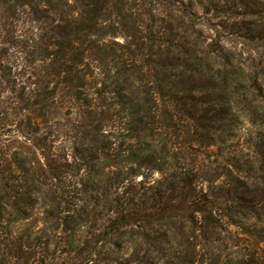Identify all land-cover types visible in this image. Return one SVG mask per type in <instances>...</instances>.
I'll list each match as a JSON object with an SVG mask.
<instances>
[{"label": "trees", "instance_id": "16d2710c", "mask_svg": "<svg viewBox=\"0 0 264 264\" xmlns=\"http://www.w3.org/2000/svg\"><path fill=\"white\" fill-rule=\"evenodd\" d=\"M197 4L227 16L230 34L264 41V0ZM194 6L182 0H0V232L29 219L41 202L60 233L82 234L65 242L79 264H118L114 255L126 242L136 251L138 239L165 251L164 244L186 230L218 228L217 204L242 214L264 197L258 189L233 187L220 201L198 186L194 170L167 166L169 157L178 160L176 150L192 145L187 136L178 141L177 123L190 135L202 119H228L242 88L264 94L258 72L244 75L246 65L236 62L217 30L205 39ZM114 10L125 23L124 41L107 25ZM197 75L213 85L200 88ZM178 78L180 89L171 81ZM249 110L257 112L254 104ZM167 257L163 252L159 259Z\"/></svg>", "mask_w": 264, "mask_h": 264}, {"label": "rangeland", "instance_id": "374dc122", "mask_svg": "<svg viewBox=\"0 0 264 264\" xmlns=\"http://www.w3.org/2000/svg\"><path fill=\"white\" fill-rule=\"evenodd\" d=\"M182 1H191L195 5L194 9L200 17L199 25L207 30L205 39L211 41V36L216 35L211 28L217 30L223 43L234 52L236 62L247 66H243L244 75L256 70L260 82L264 84V41L258 45L249 38L232 35L224 27L231 20L223 13H205L197 4L199 0ZM218 14L220 17L216 16ZM107 15L111 16L107 24L111 25L109 30L116 34L117 40L124 41L127 34L123 31L126 30L125 23L116 18L115 10ZM219 23L223 26H218ZM131 26H134L133 20L128 22V27ZM253 61L260 64L256 67ZM249 65L254 67L250 69ZM196 78L200 88L206 86L208 89L213 85L206 76L197 75ZM173 80L179 89L182 88L179 78L172 79V83ZM242 89L240 94L234 95V99L240 98V101L232 103L228 119H202L194 125L190 135L184 133L183 123H177L180 128L177 131L180 135L178 141L187 142L189 137L192 145L191 149L186 144L176 150L178 160L169 157L167 163L169 167L174 166L177 173L194 170L198 186L216 192L220 201L226 200L220 193L233 187L246 192L258 189L261 195L264 194L261 178L264 174V94L255 97L246 88ZM204 92V95L211 93ZM253 104L257 110L255 114L249 110ZM201 110L198 114L205 116L206 113L203 114ZM201 124L208 127L203 128ZM210 124H213L212 128ZM66 143L71 146L69 141ZM170 154L173 155L174 151ZM154 176L158 177L159 173ZM3 193L0 190V194ZM45 208L41 202L37 203L29 210V219L12 221L9 224L11 232L6 231L7 235L0 232V264H79L77 252H73L75 248L67 247L65 242L80 238L82 234L60 233L53 215L45 213ZM212 210L222 218L218 228L186 230L185 236L169 239V243L164 244L165 251L155 250L142 243L141 239H138L141 245L136 251L135 245L126 242L124 249L115 253L114 259L119 260L118 264H168V258L173 259L172 264H182L183 259L185 264H264V197H260L242 214L234 213L237 210L226 207L225 203L217 204ZM179 225L182 226L180 221ZM163 252L168 257L160 260L159 256Z\"/></svg>", "mask_w": 264, "mask_h": 264}]
</instances>
